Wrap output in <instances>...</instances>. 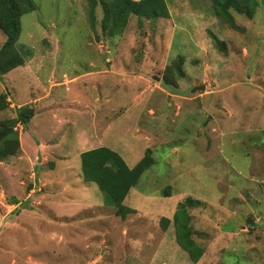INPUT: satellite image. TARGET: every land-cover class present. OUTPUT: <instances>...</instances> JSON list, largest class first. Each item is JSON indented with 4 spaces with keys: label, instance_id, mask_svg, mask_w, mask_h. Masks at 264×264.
Listing matches in <instances>:
<instances>
[{
    "label": "rangeland",
    "instance_id": "1",
    "mask_svg": "<svg viewBox=\"0 0 264 264\" xmlns=\"http://www.w3.org/2000/svg\"><path fill=\"white\" fill-rule=\"evenodd\" d=\"M32 1L14 43L23 62L0 75V137L13 126L34 142V125H9L18 103L48 111L74 98L80 127L92 121L123 155L149 147L153 163L123 199L133 212L122 218L92 182L104 204L78 195L55 210L56 196L35 202L43 188L24 198L39 173L11 160L17 150L6 156L0 264H264V0L252 17L230 8L236 28L211 0H165L168 17L131 14L111 35L99 0ZM14 179L23 181L16 210L4 195Z\"/></svg>",
    "mask_w": 264,
    "mask_h": 264
},
{
    "label": "trees",
    "instance_id": "2",
    "mask_svg": "<svg viewBox=\"0 0 264 264\" xmlns=\"http://www.w3.org/2000/svg\"><path fill=\"white\" fill-rule=\"evenodd\" d=\"M91 6L95 5L94 0H89ZM103 7L104 14L101 25L108 34H118L125 28L129 15L135 14L138 19L168 17L169 11L165 0H99ZM212 7L218 16H221L229 24L236 28L233 16L229 9L232 8L237 12L252 17L256 2L255 0H211ZM35 9L32 0H0V29L5 34V41L0 48V75L19 66L23 62L22 56L15 50L14 43L20 33L19 17ZM214 40L218 41L215 36ZM8 105L6 97L1 96L0 106ZM34 110L28 105H22L16 108L14 121H9V125L14 122L27 123L33 116ZM13 127V126H12ZM12 127L6 128V132L0 137V160L6 156L14 154L19 142L15 130ZM10 132L15 134V138H8L6 135ZM12 133V134H13ZM13 134V135H14ZM151 149L145 148L143 156L136 164L129 168L124 159L118 152L105 147H96L80 153L81 173L85 181L94 182L102 192L103 200L115 208V214L124 218L127 213L133 212L123 204V199L129 189L133 187L140 175L152 165ZM187 201L193 200L188 199ZM189 203L187 205H192ZM183 211V203H178L177 209ZM179 209V210H180ZM178 212L173 215V220L178 218ZM184 213H186L184 211ZM162 222H167L165 217L161 218ZM165 228V226H163ZM187 238H189V227H185ZM183 228V229H184ZM180 230V229H178ZM181 235H178L177 241L180 242ZM192 241V242H191ZM183 246H185L182 243ZM192 256H194L192 254ZM194 258V257H193Z\"/></svg>",
    "mask_w": 264,
    "mask_h": 264
},
{
    "label": "crops",
    "instance_id": "3",
    "mask_svg": "<svg viewBox=\"0 0 264 264\" xmlns=\"http://www.w3.org/2000/svg\"><path fill=\"white\" fill-rule=\"evenodd\" d=\"M52 87L54 86L50 84L49 88ZM46 93L48 95L49 90H46ZM30 101L35 102L36 99ZM62 102L65 103L63 105L66 106V108L62 109L58 107L62 105V103L51 106L48 111H41L38 110L39 108H36L33 116L27 123L22 124L21 122H17V124L20 125V128L22 127L23 129L26 128L25 125L28 127L31 126V124L34 125L33 132L30 131L34 138V142L30 140V138L26 137V134L24 133L26 131H22L21 129L19 132L16 128L14 129L17 138L19 139L17 152H20V155L17 157L14 155L10 156L12 158L11 160L17 161L20 159L18 165L24 164L25 166L27 165L26 159H28L29 167H33V173H36V175L39 173V176L37 175L36 178L38 184L33 183V186L28 189L24 198L33 197L35 195V191H40L43 188L41 194L37 195V197L34 199L35 202L41 204L43 197L48 196L53 198L56 196L57 201L55 203L52 202L53 205L56 206L55 210H65L62 203L68 201V198H70V202H75L78 195H83L85 200H88V204L91 203L93 198H95L99 204L101 202L104 204L103 201H98L101 199V197L100 195L98 196L96 192H94L95 190L93 186L89 185V181H84V183L77 182V179H80L82 176L78 175L81 173V165L79 167L78 162L75 164L76 160L74 157H80V153L82 151L101 146L108 147L114 151L116 150L118 153L119 151L112 147V145L105 144L106 142L102 140V137H98L96 134V128L91 120V125L87 127H80L78 125V119L76 116V121L73 118L72 113L75 112L71 111V104H69L70 102L75 103L77 100L74 102V98H72L68 101ZM19 106H21L20 103H18L15 108ZM85 107L86 105L84 108ZM81 115L85 116L82 113ZM34 119L36 120L35 122ZM90 121L88 122L90 123ZM69 131H71L72 137L70 136ZM77 141H81L82 143L77 144ZM73 142L76 143L75 147L69 149V145ZM71 151H74V153H71ZM76 151H79L78 154H76ZM134 153L135 151H133V153H128L126 151L125 153V150L124 155L119 153L129 168L133 167L142 157V155L140 157H138L139 155L137 154L133 155ZM44 164L48 165H46V168L43 170ZM33 173H29L28 176L31 178ZM9 176L7 177L8 179H10ZM22 182L23 181L19 182V180L16 181L15 179L12 181L9 180L8 183L11 185V188L4 192L5 196H13V200L10 199L11 202L6 203V207H11L12 210H16V204L19 203L18 201H15V197L17 195L23 196ZM34 186H38V189H33L32 187ZM69 191H71V193L74 192L75 195H73L74 193L70 194Z\"/></svg>",
    "mask_w": 264,
    "mask_h": 264
},
{
    "label": "water",
    "instance_id": "4",
    "mask_svg": "<svg viewBox=\"0 0 264 264\" xmlns=\"http://www.w3.org/2000/svg\"><path fill=\"white\" fill-rule=\"evenodd\" d=\"M204 88V85H198V86H195L192 90H197V89H202Z\"/></svg>",
    "mask_w": 264,
    "mask_h": 264
}]
</instances>
